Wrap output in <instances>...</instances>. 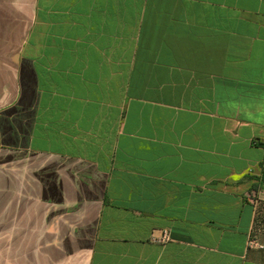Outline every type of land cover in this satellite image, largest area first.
Masks as SVG:
<instances>
[{"label":"crops","instance_id":"1","mask_svg":"<svg viewBox=\"0 0 264 264\" xmlns=\"http://www.w3.org/2000/svg\"><path fill=\"white\" fill-rule=\"evenodd\" d=\"M261 145L264 0H0V264H264Z\"/></svg>","mask_w":264,"mask_h":264},{"label":"built area","instance_id":"2","mask_svg":"<svg viewBox=\"0 0 264 264\" xmlns=\"http://www.w3.org/2000/svg\"><path fill=\"white\" fill-rule=\"evenodd\" d=\"M170 240V236H169V233L165 232L161 238H159L158 240H156V242L158 243H166ZM249 246L250 247H256L258 246V244L256 243V241L254 239L250 240L249 242ZM261 248V246H260Z\"/></svg>","mask_w":264,"mask_h":264},{"label":"trees","instance_id":"3","mask_svg":"<svg viewBox=\"0 0 264 264\" xmlns=\"http://www.w3.org/2000/svg\"><path fill=\"white\" fill-rule=\"evenodd\" d=\"M264 147V145H261ZM257 183L254 185L255 190H264V162L262 164V175L259 179L256 180Z\"/></svg>","mask_w":264,"mask_h":264}]
</instances>
